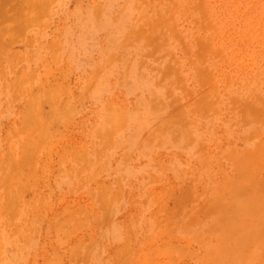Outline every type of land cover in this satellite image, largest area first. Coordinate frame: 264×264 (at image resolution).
I'll use <instances>...</instances> for the list:
<instances>
[{"label":"rangeland","instance_id":"rangeland-1","mask_svg":"<svg viewBox=\"0 0 264 264\" xmlns=\"http://www.w3.org/2000/svg\"><path fill=\"white\" fill-rule=\"evenodd\" d=\"M0 264H264V0H0Z\"/></svg>","mask_w":264,"mask_h":264}]
</instances>
